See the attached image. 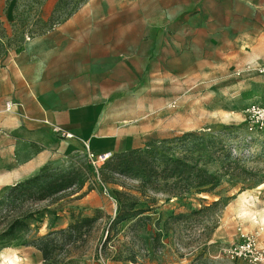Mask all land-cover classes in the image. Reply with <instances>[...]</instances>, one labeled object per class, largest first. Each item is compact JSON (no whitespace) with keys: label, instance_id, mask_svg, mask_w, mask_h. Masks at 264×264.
<instances>
[{"label":"rangeland","instance_id":"374dc122","mask_svg":"<svg viewBox=\"0 0 264 264\" xmlns=\"http://www.w3.org/2000/svg\"><path fill=\"white\" fill-rule=\"evenodd\" d=\"M21 2L16 36L3 37L0 24V61L60 28L77 8L99 16L91 22L97 33L69 38L82 42L66 65L107 69L99 94L109 117L120 114L108 120L123 133L122 144L108 153L186 133L214 142L216 160L207 173L200 164L175 178L116 175L103 181L106 190L95 175L79 193L60 196L52 207L62 210L54 230L96 219L72 264H264V131L250 132L245 113L251 105L264 108V65H256L260 55L253 53L264 38V0H59L45 22L34 17L44 0ZM226 153L232 175L222 170ZM84 160L86 154L75 153L53 164ZM119 211L125 220L116 223ZM5 215L3 209L0 231ZM53 219L31 222L28 232L0 245V264H43L32 245L50 232ZM251 237L254 250L233 253Z\"/></svg>","mask_w":264,"mask_h":264},{"label":"crops","instance_id":"0c3cea01","mask_svg":"<svg viewBox=\"0 0 264 264\" xmlns=\"http://www.w3.org/2000/svg\"><path fill=\"white\" fill-rule=\"evenodd\" d=\"M58 1L44 0L34 17L47 21ZM23 7L21 0H0L6 39L16 36ZM97 18L75 13L60 28L37 36L0 61V186L15 185L60 157L87 154V145L102 155L122 144L123 133L108 120L120 114L109 117L105 95L99 94L107 78L105 65H66L68 55H74L82 42L69 38L97 33L91 25ZM253 53L260 55L256 65H264L263 36ZM8 102L23 108L9 113Z\"/></svg>","mask_w":264,"mask_h":264},{"label":"trees","instance_id":"16d2710c","mask_svg":"<svg viewBox=\"0 0 264 264\" xmlns=\"http://www.w3.org/2000/svg\"><path fill=\"white\" fill-rule=\"evenodd\" d=\"M212 139L210 135L186 133L180 137L152 140L141 148L115 154L98 169V176L102 183L116 175L133 178L139 174H152L175 178L183 169L199 168L200 164L204 166L203 172L207 173L206 167L216 160L209 146L214 143ZM230 158L227 153L222 158L227 162L222 167L225 175L233 174ZM242 172L245 176L250 174L246 180L252 179L251 171L243 169ZM95 175V169L85 160L83 164L74 162L68 167L48 164L35 175L15 185L5 186L0 191V212L6 209L1 223L0 245L12 243L30 230L31 222H43L47 215H51L54 219L50 224V232L33 242L32 246L41 252L43 264H72L71 255L85 244L96 219H78L65 229L54 230V222L60 218L62 210L52 207L63 194L82 191L87 181ZM46 203L48 205L40 207ZM124 220L119 211L115 222Z\"/></svg>","mask_w":264,"mask_h":264},{"label":"built area","instance_id":"2783aa9c","mask_svg":"<svg viewBox=\"0 0 264 264\" xmlns=\"http://www.w3.org/2000/svg\"><path fill=\"white\" fill-rule=\"evenodd\" d=\"M261 74H264V69L260 70ZM6 111L9 113L15 112L16 110H22V105L15 102H8L6 103ZM245 113L249 116V119L253 121L251 122V125L248 127V130L250 132H263L264 131V108H261L257 105H251L246 110ZM66 138H70V135H64ZM87 157L88 162L90 165L95 169V173L97 174V178L100 181L98 169L108 160L112 158V153H105L102 155H95L92 153L89 148L87 147ZM100 186L106 190V185H104L100 181ZM256 247V242L254 238H248L243 244H241L239 247H236L233 251L234 254L238 255L242 252L252 251Z\"/></svg>","mask_w":264,"mask_h":264}]
</instances>
